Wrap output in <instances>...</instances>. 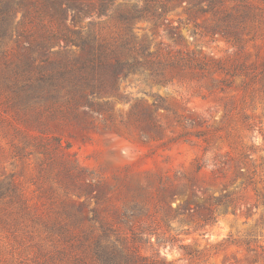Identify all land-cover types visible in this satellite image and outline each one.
I'll list each match as a JSON object with an SVG mask.
<instances>
[{"label":"rangeland","instance_id":"1","mask_svg":"<svg viewBox=\"0 0 264 264\" xmlns=\"http://www.w3.org/2000/svg\"><path fill=\"white\" fill-rule=\"evenodd\" d=\"M147 1L0 0L11 55L22 23L35 33L36 21H138L151 51L184 61L164 83L126 78V99L97 117L40 104L16 114L0 95V264H73L45 228L66 211L74 233L97 230L96 213L168 264H264V0L157 7L155 21L178 26V39L137 18ZM226 22L239 44L211 34Z\"/></svg>","mask_w":264,"mask_h":264},{"label":"trees","instance_id":"2","mask_svg":"<svg viewBox=\"0 0 264 264\" xmlns=\"http://www.w3.org/2000/svg\"><path fill=\"white\" fill-rule=\"evenodd\" d=\"M171 1L149 0L137 10V18L151 20L146 22L153 29L163 28L166 36L178 39V26L170 21H155L160 17L155 9L160 7L165 13L166 4ZM202 1L194 0L193 5L198 6ZM207 1L213 5L220 0ZM55 6L65 18V5L55 2ZM79 22L36 21L35 33L22 23V29L16 30L13 40L17 52L11 55L6 44L13 38L11 22L0 21V95H5L6 103L16 114H26L40 104L52 110V114H59L65 108V112L69 111L78 119L101 116L111 111V101L126 99L119 93V83L126 78L143 75L144 79L164 83L167 68L184 65L179 55L159 56L160 47L151 51V41L133 31L138 21H87L76 27ZM210 32L223 36L228 42H240L227 22L215 25ZM226 74L233 76L234 72ZM155 100L158 105L153 104L154 108L164 106L162 98L155 96ZM143 116L149 126L152 123L149 110H145ZM201 168L199 166L198 170ZM4 194L5 191H0V196ZM229 197L225 194L217 203ZM91 220L97 223L98 229L79 234L71 229L77 222L67 211L45 223L50 236L61 243V247L54 246V250L71 259L73 264H168L159 258V253L142 254L137 245L142 240L140 233L130 227L122 233L112 222L99 221L96 213Z\"/></svg>","mask_w":264,"mask_h":264}]
</instances>
